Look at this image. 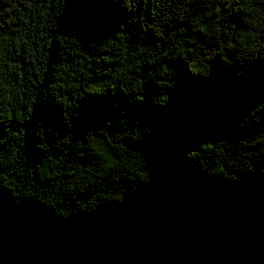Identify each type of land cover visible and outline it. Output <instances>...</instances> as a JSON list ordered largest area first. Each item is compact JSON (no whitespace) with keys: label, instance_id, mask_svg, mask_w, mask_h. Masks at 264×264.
<instances>
[{"label":"trees","instance_id":"trees-1","mask_svg":"<svg viewBox=\"0 0 264 264\" xmlns=\"http://www.w3.org/2000/svg\"><path fill=\"white\" fill-rule=\"evenodd\" d=\"M173 171L264 175V0H0V188L63 218Z\"/></svg>","mask_w":264,"mask_h":264},{"label":"water","instance_id":"water-1","mask_svg":"<svg viewBox=\"0 0 264 264\" xmlns=\"http://www.w3.org/2000/svg\"><path fill=\"white\" fill-rule=\"evenodd\" d=\"M0 264H264V175L173 171L63 218L0 188Z\"/></svg>","mask_w":264,"mask_h":264}]
</instances>
